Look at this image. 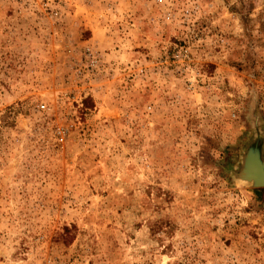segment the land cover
I'll return each instance as SVG.
<instances>
[{
	"label": "rangeland",
	"instance_id": "374dc122",
	"mask_svg": "<svg viewBox=\"0 0 264 264\" xmlns=\"http://www.w3.org/2000/svg\"><path fill=\"white\" fill-rule=\"evenodd\" d=\"M250 148L264 0H0V264H264Z\"/></svg>",
	"mask_w": 264,
	"mask_h": 264
},
{
	"label": "water",
	"instance_id": "95a60500",
	"mask_svg": "<svg viewBox=\"0 0 264 264\" xmlns=\"http://www.w3.org/2000/svg\"><path fill=\"white\" fill-rule=\"evenodd\" d=\"M241 177L252 181L255 186H264V161L255 148H250L245 155Z\"/></svg>",
	"mask_w": 264,
	"mask_h": 264
},
{
	"label": "built area",
	"instance_id": "2783aa9c",
	"mask_svg": "<svg viewBox=\"0 0 264 264\" xmlns=\"http://www.w3.org/2000/svg\"><path fill=\"white\" fill-rule=\"evenodd\" d=\"M41 108L44 109L45 108V105H41Z\"/></svg>",
	"mask_w": 264,
	"mask_h": 264
}]
</instances>
